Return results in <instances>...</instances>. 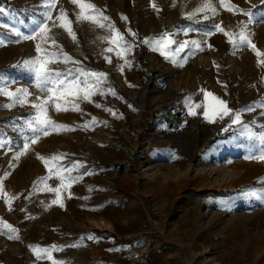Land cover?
<instances>
[{
	"label": "rangeland",
	"instance_id": "obj_1",
	"mask_svg": "<svg viewBox=\"0 0 264 264\" xmlns=\"http://www.w3.org/2000/svg\"><path fill=\"white\" fill-rule=\"evenodd\" d=\"M0 264H264V0H0Z\"/></svg>",
	"mask_w": 264,
	"mask_h": 264
},
{
	"label": "bare ground",
	"instance_id": "obj_2",
	"mask_svg": "<svg viewBox=\"0 0 264 264\" xmlns=\"http://www.w3.org/2000/svg\"><path fill=\"white\" fill-rule=\"evenodd\" d=\"M149 62H150V58L148 57L146 59L145 62H143L142 64V69H143V76H142V80L139 82V88H138V92L134 93V97H135V94H136V97L134 99V101H137L138 103H140V108L142 109H145L147 111H151L152 107L150 104H148L146 102L147 100V97L146 98H143L142 99V95L144 93L145 90H147L148 88V84L152 81V82H158L159 84L162 83L161 81H158V77H163V78H167V73L165 71V69L162 71V72H159L158 75L157 74V68H159L158 65H153V66H150L149 65ZM149 89V88H148ZM133 97V98H134ZM159 106V105H158ZM169 117H168V123L172 124L174 121H176L179 117V115L183 112V110L181 109V107L179 105H177V103H171L169 105ZM211 137L213 138H216L218 137V129L217 127H214L213 130H212V133H211ZM118 144V142H112V147L114 149H118L116 148L115 146ZM115 145V146H113ZM119 151H121V153L123 154V156L125 157V160H119L116 162V165H120V164H123L125 162H137V159L139 158V156L127 145H125V150H121V149H118ZM114 176V174L109 177V180L108 182L110 184L113 183V180H112V177Z\"/></svg>",
	"mask_w": 264,
	"mask_h": 264
},
{
	"label": "water",
	"instance_id": "obj_3",
	"mask_svg": "<svg viewBox=\"0 0 264 264\" xmlns=\"http://www.w3.org/2000/svg\"><path fill=\"white\" fill-rule=\"evenodd\" d=\"M163 70H164L163 67L159 66V68H157V74H156V75H158L159 72H162ZM158 81L164 82V81H166V78L158 77ZM148 85H149L148 88H150V87H152V86H157V85H159V83H158V82H152V81H151ZM148 88H147V90L144 91V93H143V95H142V99H143V98H146V97L149 95L150 91H149ZM135 104H136L138 107H141V106H140V103H138L137 101L135 102ZM169 111H170V110H168V112H169ZM113 146H115V145H113ZM115 147L118 148V149H121V150L126 151V150H125V146L123 145V143H118Z\"/></svg>",
	"mask_w": 264,
	"mask_h": 264
}]
</instances>
